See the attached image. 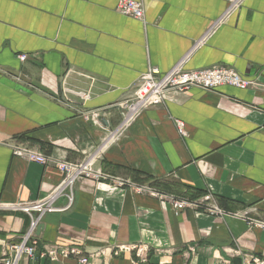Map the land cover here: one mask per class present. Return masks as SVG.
Returning <instances> with one entry per match:
<instances>
[{
	"label": "crops",
	"instance_id": "1",
	"mask_svg": "<svg viewBox=\"0 0 264 264\" xmlns=\"http://www.w3.org/2000/svg\"><path fill=\"white\" fill-rule=\"evenodd\" d=\"M137 1L144 21L120 14L119 0H0V264L30 225L10 206L45 200L63 185L54 160L83 162L101 147L96 170L191 200L210 194L226 214H176L158 197L83 178L72 207L44 217L37 254L21 264H79L42 256L48 244L78 245L86 256L150 247L145 262L133 250L90 264L264 258V0ZM181 61L186 69L232 67L251 87L173 94L112 137L149 66L165 73ZM17 148L51 161H30ZM67 203L62 196L56 206Z\"/></svg>",
	"mask_w": 264,
	"mask_h": 264
},
{
	"label": "built area",
	"instance_id": "2",
	"mask_svg": "<svg viewBox=\"0 0 264 264\" xmlns=\"http://www.w3.org/2000/svg\"><path fill=\"white\" fill-rule=\"evenodd\" d=\"M117 11L125 16H130L138 20L145 19V9L143 3L137 0H119ZM22 61L27 60L28 55L21 54ZM252 82L243 76L239 71L224 65H215L199 69H186L184 61L165 73H162L157 66H149L138 82L134 98L122 104L124 110L123 120L117 129L112 132V137L125 131L133 122L150 106L159 105L166 101L173 94L186 95L192 88L204 90H215L222 86H232L239 89H249ZM79 95L83 101L90 99L91 93L85 91H73ZM94 114H87V120L95 119ZM177 128L180 135H186L185 123L178 120ZM101 147L97 153L83 162H70L54 160L56 167L66 174L63 185L50 195L47 199L36 201L27 205H13L10 208L24 212L30 218V225L26 233L21 236L20 241L8 244L7 251L1 264H21L25 257L35 258L40 242L37 235L44 217L53 212L65 211L72 207L74 203V186L77 181L83 178H93L102 181L107 186L131 187L138 194H148L158 197L165 203L171 204L176 214L189 208L193 210H203L212 215H224L226 211L212 202V195L207 194L201 200H191L186 197L177 196L169 192L157 189L150 185L135 184L131 180L123 178H112L100 170L94 168V162L98 157ZM15 154L22 156L30 161L40 164H47L51 161L47 156L33 150L17 148ZM112 180V181H109ZM67 197L65 207H57V200ZM136 251L138 258L145 262L150 251L146 244H120L111 246L110 249L104 248L95 254L85 255L83 249L74 244H48L42 252V256L48 257L51 261L76 260L79 264H90L94 258L103 256L110 258L119 256L125 251ZM242 264H264V258L254 255H244Z\"/></svg>",
	"mask_w": 264,
	"mask_h": 264
},
{
	"label": "water",
	"instance_id": "3",
	"mask_svg": "<svg viewBox=\"0 0 264 264\" xmlns=\"http://www.w3.org/2000/svg\"><path fill=\"white\" fill-rule=\"evenodd\" d=\"M41 228H43V224L40 225V227L38 228V231H41Z\"/></svg>",
	"mask_w": 264,
	"mask_h": 264
},
{
	"label": "rangeland",
	"instance_id": "4",
	"mask_svg": "<svg viewBox=\"0 0 264 264\" xmlns=\"http://www.w3.org/2000/svg\"><path fill=\"white\" fill-rule=\"evenodd\" d=\"M64 197H66V196H64ZM66 199H67V197H66Z\"/></svg>",
	"mask_w": 264,
	"mask_h": 264
}]
</instances>
